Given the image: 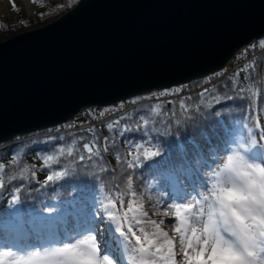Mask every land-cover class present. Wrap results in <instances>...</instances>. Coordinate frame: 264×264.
I'll list each match as a JSON object with an SVG mask.
<instances>
[{
	"label": "water",
	"instance_id": "obj_1",
	"mask_svg": "<svg viewBox=\"0 0 264 264\" xmlns=\"http://www.w3.org/2000/svg\"><path fill=\"white\" fill-rule=\"evenodd\" d=\"M264 35V0H79L0 39V142L223 67Z\"/></svg>",
	"mask_w": 264,
	"mask_h": 264
},
{
	"label": "trees",
	"instance_id": "obj_2",
	"mask_svg": "<svg viewBox=\"0 0 264 264\" xmlns=\"http://www.w3.org/2000/svg\"><path fill=\"white\" fill-rule=\"evenodd\" d=\"M62 3L66 6L60 10L56 6ZM68 3L69 0H60L57 3L40 4L31 16L15 18L2 24L1 37L31 28L67 11L70 8ZM261 38L264 35L244 45L223 67L209 73L178 84L139 92L114 103L88 105L58 123L22 132L0 142V164L5 166L0 171V180L4 184L0 189V244L16 247L18 234L34 233L26 232L25 223L35 226L36 216H41L44 218L43 222L47 223L46 214L50 210L51 215L54 211L64 209L71 212L75 208L90 204L96 210L93 215L96 221L100 214L105 215L102 209L109 205L110 200L114 205L116 201H121V195L124 199L135 193V198L142 201L147 183L153 176H170L187 167L199 165L207 153L237 141L250 144L254 137L257 146L249 151L248 156L264 163L257 150L261 142H264L261 138V132L264 131V49L259 48ZM250 45H256V48L246 53L245 49ZM245 65L250 66L248 72H240L239 77H236V72ZM222 70V76L214 75ZM209 76L213 77L211 83L207 82ZM233 79L238 86H251L254 94L258 90L251 103L248 100L223 98L225 93L234 95L231 90ZM213 85L216 86L215 89ZM182 86L187 87L178 95L165 96L159 100L152 98V93ZM204 88L209 89V95L202 100L199 93ZM214 96L221 98L217 102ZM137 97L141 99L133 104L132 101ZM187 97L191 99H186L188 110L185 111L180 109L179 101ZM168 100H175L176 104H167ZM156 103H163V109L151 112V107ZM104 109L109 111L101 116ZM141 110L148 111L147 118L150 122L147 131L126 134L127 138L144 146L139 152L131 149L139 156L131 169L127 168L126 163H118L115 158L118 150L125 161L131 159L128 145L120 137H116V150H101V156L90 165L81 164L78 157L74 159L56 151L61 145L71 146L73 139L78 141L74 147L82 151L79 136L84 135L91 139V134L86 130L93 127L96 128V135L101 137L100 143L103 145L102 138L112 135L104 127L106 123L126 114L128 119L122 120L121 126L125 123H142L138 120ZM173 111L175 115L171 114ZM69 125L72 127H68ZM146 152L158 154L149 156L145 155ZM50 155L53 159L45 164L44 161ZM104 166L110 171H102ZM53 172H65L66 175L49 182L47 176ZM129 177L132 178L131 189L128 188ZM14 195L19 196V204H12ZM58 218L61 222L66 221L63 216L59 215Z\"/></svg>",
	"mask_w": 264,
	"mask_h": 264
},
{
	"label": "snow or ice",
	"instance_id": "obj_3",
	"mask_svg": "<svg viewBox=\"0 0 264 264\" xmlns=\"http://www.w3.org/2000/svg\"><path fill=\"white\" fill-rule=\"evenodd\" d=\"M33 3L36 2V0H32ZM13 9H16V5L13 2ZM66 5L60 4L56 7L60 10H62ZM68 7H78L79 6V0H69V3L67 4ZM43 16V14H41ZM23 23V22H21ZM256 45H250L249 48L245 49V52L247 53L250 49H255ZM259 48L264 49V38H261L259 40ZM249 65H245L242 69H239L236 72V77H239L240 72H248ZM254 67V66H253ZM224 73V70L221 72L215 73L214 75L216 77L222 76ZM213 77L209 76L207 77V82L211 83ZM187 86L182 87H176L171 90H163L159 93H152V98H156L159 100L162 97L165 96H175L178 95L181 91L184 90ZM214 89L216 88L215 85L212 86ZM232 92L234 95H228L225 93L223 95L224 99H240V100H248L249 103L255 98V95L257 93H253V90L251 86L249 87H242L238 86L236 80H232ZM209 95V89L204 88L200 93L199 97L203 100L206 96ZM220 96H214V99L217 100V102L220 100ZM141 97H137L136 100H133L132 103H137L138 100H140ZM186 99H191V97L187 98H181L179 101V107L182 110H188V105L186 104ZM167 104L175 105V100H168L166 102ZM123 105H121L122 107ZM164 107L163 103H156L153 105L150 109L151 112H158V110H162ZM109 109H104L100 115L103 116L105 112H108ZM141 115L138 117V120L142 121V123H125L123 126H121V121L128 119L127 114L125 116L119 117L115 120L109 121L104 125V127L107 129L109 133H111V136H105L103 137V145H101V137L96 135V128H90L86 131L91 134V139L85 137L84 135L79 136V142H82V151L79 149H76L74 146L77 145L78 141L77 139H73L71 141V146L65 147L64 145H61L60 147L56 148V151L59 152L61 155L66 154L69 157L72 158H79V162L81 164H91L96 158L101 156V150L104 152H107L110 148L113 150L117 149V141L116 137L124 138L125 144L128 145L129 153L128 155L131 156V159H128L125 161L118 150H116V160L120 164H125L127 168L131 169L136 164L137 160L139 159V156L135 154V152L131 151V149H135L137 152L143 150V144L135 143V141L131 140V138H127L126 134L136 131H147L148 125H149V119L147 118L148 111L147 110H141ZM172 115H175V112L173 111L171 113ZM164 115H168V113H164ZM68 127H72V125H69ZM249 132H251V129H249ZM261 138L264 139V131L261 132ZM257 146L256 140H251V143L249 145L250 150ZM260 147L264 148V145H259ZM55 147V146H54ZM75 153V155H74ZM158 153L156 152H146L145 155L149 156H155ZM53 157L50 155L47 157V159L44 161L45 164L48 163V161L52 160ZM4 165L0 164V171H3ZM102 171H110L106 166H104ZM66 175L65 172H53L52 174L47 176V180L49 182L57 180L61 178L62 176ZM4 187L3 181L0 180V189ZM128 188H132V178L129 177L128 179ZM17 192H19V189L17 188ZM133 197H135V193H132ZM201 196H199V199L193 198L194 203H186V204H176L173 205L175 212L173 213L176 217V222L173 225V231L178 236V244H179V250H177V239L176 236H170L169 232L166 231L163 227L166 223H171V221H165V220H153L148 217V213L143 210V204L140 203L138 207L134 208L133 204L136 203L135 200L130 201L127 205L129 212L132 213L131 220L128 223L127 226V232H125L120 224L118 223V217L113 214V212L110 210L111 208H114L115 205L111 203V200L109 201L108 206L103 207L104 213H107L108 219L113 223L116 222L115 231L116 233H119V235L122 237V240L124 242V249L127 254L132 253L131 255H127V261L128 264L131 262V264H138L137 256L139 257V264H145V261L151 260L152 264H177L178 261V251L182 254V261L183 264H222L223 262V248H224V241H222L215 233L212 234L211 238L209 236H206L203 232L197 233L196 231H193L190 226H186L185 219L186 217L189 218V220H195V216L189 217V212H198L199 208L202 207V205L198 204V201H200ZM120 200L122 202L123 196L121 195ZM12 204H19V196L14 195L12 197ZM169 211H165L163 215L167 216L169 215ZM124 219L128 220L129 217L127 213L124 214ZM133 225H135L138 228V231L140 235H136V233L133 231ZM150 227L152 231L146 230V227ZM117 228H119V231H117ZM219 231V226L217 228V232ZM227 230L225 229V232ZM129 234L135 237L134 240L129 239ZM91 235V234H88ZM93 236V235H92ZM95 237V236H94ZM127 238V239H126ZM95 240L97 241L96 237ZM133 248L136 249V252H133ZM99 252L100 248L98 247ZM108 256V255H103ZM109 257V256H108ZM110 258V257H109ZM112 261H114L112 258H110ZM262 259H264V256H262Z\"/></svg>",
	"mask_w": 264,
	"mask_h": 264
},
{
	"label": "clouds",
	"instance_id": "obj_4",
	"mask_svg": "<svg viewBox=\"0 0 264 264\" xmlns=\"http://www.w3.org/2000/svg\"><path fill=\"white\" fill-rule=\"evenodd\" d=\"M249 145L237 141L220 157L208 173L209 187L198 201L202 207L198 212H189V217L196 219H185L186 226L193 231L210 238L215 233L224 241L222 264H264V163L249 158ZM137 261L139 264L138 256ZM0 264H114V261L101 256L94 236L84 235L42 250L25 253L0 250ZM145 264L152 262L148 260Z\"/></svg>",
	"mask_w": 264,
	"mask_h": 264
},
{
	"label": "rangeland",
	"instance_id": "obj_5",
	"mask_svg": "<svg viewBox=\"0 0 264 264\" xmlns=\"http://www.w3.org/2000/svg\"><path fill=\"white\" fill-rule=\"evenodd\" d=\"M59 1L60 0H36L34 5H30L29 8L22 7L20 4L15 2V0H11L9 1V3L7 2L6 7L0 8V39L5 38V37H1L2 24H4L5 22L11 21L15 18L21 19L23 16H27V17L31 16L35 11H37L39 5L42 3H57ZM13 2L16 5L15 10L13 9L12 6ZM231 145H233V143ZM231 145L224 146L222 149H217L214 152L207 153L205 155L204 161L199 165L191 166L189 168L187 167L186 169L179 171L178 173H175L170 176L169 175L163 177L153 176L147 183V187L143 194L142 201H139L138 200L139 198H135L131 194L127 195L122 200V202L116 201L114 204L115 207L114 208L110 207V210L113 212L114 215H116L119 218L118 223L120 224L122 229L125 232H127V226L131 220V215H132V213L129 212L127 205L130 201L135 200L136 203L133 204V207L136 208L139 206L140 203H142L143 210L148 213L149 218L156 221L159 220L171 221V223H166L165 225H163V227L166 231L169 232L170 236H176L177 239L176 247L177 250H179L178 236L173 231V225L176 222V217L173 214L175 212L173 205L194 203L193 200L194 197L196 199H199V196H201L204 192L207 191L209 187L208 173L216 165L220 157L230 150ZM261 145H264L263 141L261 142ZM257 150L259 157H261L264 161V151L262 150V147L259 146ZM187 175L189 176V178L192 179L193 187L189 186L186 182L183 183L182 178L180 179V177H186ZM178 179H180L178 181L179 185L176 183V180ZM166 185H170L174 187L175 191H178V189H182V191L184 192L177 198L174 197L169 199L168 201L166 200L165 202L166 206L171 207L169 215L167 216L154 215L152 213L153 211V206L151 202L152 193H154V189L156 188L157 189L156 191H159L162 196L168 197L167 194H169L171 190H169V187H167ZM186 193H188V195H186ZM184 194L185 197H183ZM50 213L51 210L46 214L47 223L43 222L44 218L42 219L41 216L34 217L35 226H33L32 224L30 225V223L27 222L25 223L26 226L25 230L27 233L34 232L37 236H40L42 234L41 232L44 230L43 233L44 235L37 237L38 238L37 242L35 241V243H32L29 246L23 244L21 246L19 245L16 247H10V246H6V244H0V250L3 251L11 250L16 253H25L36 249L42 250L47 247L61 246L64 243H69L84 235L91 234L95 236L97 239L101 256L108 255L110 258L114 260V264H128V261L125 260L126 257H124L121 254L122 251L124 250V242L122 240V237L119 235V233H116L115 231L116 222L112 223L108 219L107 213H105V215L103 213L100 214L98 216V220L94 221L95 219H93V215L96 213V210L90 204H85L80 208H75L71 212L63 209L60 211H54L52 212L51 215ZM125 213H127L129 217L128 220L124 219ZM59 215L63 216L66 219V221L61 222V220H59L58 218ZM44 224H46V227L43 228L42 226H44ZM34 227L35 229H33ZM145 227L146 230L148 231L152 230L150 227L147 226ZM133 231L136 233V235H140L138 228L135 225H133ZM129 239L134 240L135 237L129 234ZM177 264H183L182 254L179 253V251H178Z\"/></svg>",
	"mask_w": 264,
	"mask_h": 264
},
{
	"label": "bare ground",
	"instance_id": "obj_6",
	"mask_svg": "<svg viewBox=\"0 0 264 264\" xmlns=\"http://www.w3.org/2000/svg\"><path fill=\"white\" fill-rule=\"evenodd\" d=\"M9 1L11 0H0V8L2 7H6L7 6V2L9 3ZM15 2H17L18 4H20L22 7H26L29 8L30 5H34V3L32 2V0H15ZM182 178V182L183 183H187L189 186L193 187L192 184V179L189 178V176L187 175L186 177H180V179ZM176 180V183L179 185L178 181L180 180ZM167 187H169V190H171V192H169L168 197L166 196H162L161 193L159 191H156L157 189H154V193H152V197H151V202H152V206H153V211L152 213L154 215L157 216H163V213L165 211H169L170 212V208L169 206H166L165 202L166 200L168 201L171 198H177L178 196H180L181 194H183L184 191H182V189H178V191H175L174 187L170 186V185H166ZM181 188V187H180ZM186 195H188V193H186ZM185 197V194L184 196ZM50 229V228H49ZM152 231V230H151ZM19 232V231H18ZM59 235V234H58ZM53 237V236H52ZM37 238V235L34 234L33 235V239L35 240ZM49 238V237H48ZM59 238V237H58ZM40 242V241H39ZM42 242V241H41ZM53 242V241H52ZM14 243V242H13ZM104 247V246H103ZM125 258V260L127 261V253L125 252V249L122 251L121 253ZM121 257V256H120Z\"/></svg>",
	"mask_w": 264,
	"mask_h": 264
}]
</instances>
